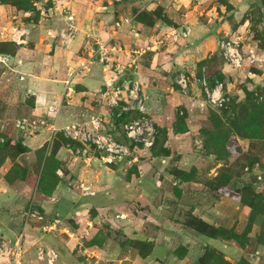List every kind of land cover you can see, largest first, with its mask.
Wrapping results in <instances>:
<instances>
[{
  "label": "crops",
  "instance_id": "crops-1",
  "mask_svg": "<svg viewBox=\"0 0 264 264\" xmlns=\"http://www.w3.org/2000/svg\"><path fill=\"white\" fill-rule=\"evenodd\" d=\"M252 2L223 0L217 5L234 6L236 20ZM199 4V0H38L35 6L40 16L34 22L26 20L30 11L0 3V42L16 45L13 53L0 52L8 56L0 62V102L5 103L0 118L17 112L18 118L36 121L26 137L13 132V140L26 148L14 162L37 175L58 134L49 142L51 127L82 124L90 114L105 112L100 91L123 79L138 81L151 99L159 100V110H153L152 116L159 129L165 131V138L151 155L133 150L128 159L114 163L95 156L85 158L60 145L55 152L60 163L56 170L59 180L50 195L42 194L44 198H38L34 188L28 191L31 188L22 178L5 180L12 163L6 158L0 168V208L15 209L29 194L42 208L45 222L53 225L43 232L42 223L36 221L34 229H23L27 253H23L21 264L41 262L35 257L41 246L57 251L54 264H197L206 246L222 252L230 262L245 257L252 264H264V241L257 240L259 232H264V215L256 218L248 233L251 239L247 250L184 224L191 214L212 225L241 232L239 224L250 212L234 197L216 195L205 184L206 179L216 176L222 163L197 152L201 142L197 120L202 113L191 107L190 99L199 90L197 76L187 94L173 84L177 71L194 73L196 63L218 50L212 33L216 26L207 21L212 18L194 15L193 9ZM155 9L161 10L169 23L160 17H151L148 22L135 17L136 13ZM124 16H131V23L110 39L113 22ZM222 17L224 23L229 21ZM218 21L213 20V24L219 25L222 19ZM261 23L264 34V20ZM19 26L27 28L28 34L16 42L10 38V31ZM184 26L189 27V35L172 41V29ZM108 39L119 49L107 64H102L96 60L94 50L98 42ZM223 91L228 93L224 87ZM180 110L187 126L184 132L174 130ZM116 137L126 141L122 134L116 133ZM43 149L44 157H40L38 153ZM174 168L193 174L181 179L172 172ZM232 180L237 186L251 183L256 192L264 190V171L257 164L245 167ZM10 221L11 227L4 228L13 234L15 219ZM95 236L96 241L89 244ZM130 240L149 242L152 248L141 256ZM29 253L31 259L26 256ZM194 254L198 256L194 258Z\"/></svg>",
  "mask_w": 264,
  "mask_h": 264
},
{
  "label": "built area",
  "instance_id": "built-area-1",
  "mask_svg": "<svg viewBox=\"0 0 264 264\" xmlns=\"http://www.w3.org/2000/svg\"><path fill=\"white\" fill-rule=\"evenodd\" d=\"M37 1L35 2L36 5ZM67 12L66 10H64ZM69 18L71 16H68ZM131 16H124L113 22V29L110 39L118 31L129 25ZM190 33L187 26L173 28L169 33L172 41L185 39ZM28 34L25 27H12L10 38L13 41H23V36ZM115 44L107 41H100L94 50L96 60L107 64L114 51L118 50ZM218 50L223 60L233 69H242L245 66L264 65V49L258 44L245 43L239 35H223L218 40ZM7 55L0 54V62L7 60ZM193 73L177 71L173 76V84L182 94H187L192 89ZM196 80L199 85L198 93L192 94L191 107L203 111L210 107H224L230 100V96L223 91L222 82L215 79L214 84L209 83L205 66L201 68L200 75ZM66 92L70 90L69 80L65 81ZM100 94L105 106V112H96L89 115L88 121L82 124L67 125L61 129L51 127L49 141L55 133H61L68 140L65 144L74 154L83 157L95 156L105 163H113L128 159L133 150L141 155H151L152 147L159 134V127L152 116V111L159 110L158 99H151L136 80L123 79L116 84L110 85L101 90ZM184 115L183 111H178ZM106 116L108 118H106ZM15 126L22 137L32 133L36 127V121L26 117L18 118ZM116 133L122 134L126 141L119 140ZM3 138H0V142ZM129 143L132 144L130 147ZM260 178V177H258ZM41 222L43 232L50 231L52 224L45 222V217L31 199L27 209L23 212L22 228L29 222ZM57 222V220H55ZM23 232H20L13 239L0 236V264H21L23 261ZM58 253L53 248L44 246L36 249V258L46 264H54Z\"/></svg>",
  "mask_w": 264,
  "mask_h": 264
},
{
  "label": "rangeland",
  "instance_id": "rangeland-1",
  "mask_svg": "<svg viewBox=\"0 0 264 264\" xmlns=\"http://www.w3.org/2000/svg\"><path fill=\"white\" fill-rule=\"evenodd\" d=\"M38 1V0H37ZM222 2L223 0H199V5L196 7V9H193L194 15L198 17H210L212 20L207 21L213 25V27L216 26L213 33V40L217 43L220 39L221 35L228 34V35H239L241 36V39L245 43H254L263 45L260 46L264 49L263 44V26L261 23L260 16L257 13V6L254 7L257 3L260 6V0H253L252 4H250L249 8L247 9L246 13L242 15L241 17H238L236 20L233 19L235 15V8L231 4H226L225 7L218 6V2ZM197 2V0H195ZM193 2H189L190 9L193 8ZM35 4V3H34ZM215 7H214V6ZM213 6V7H212ZM210 8H212L210 10ZM210 10V11H209ZM135 12V11H132ZM261 12V11H260ZM32 15V14H31ZM224 17H228L229 21H226V23L223 22ZM232 17V18H231ZM222 19V21L219 23L221 29H219V25L213 24V20H219ZM218 21V22H219ZM245 22V24H244ZM224 23V25H222ZM205 66V69L208 70V73L210 75H215L216 78H220L219 80L222 82V85L224 89L228 92L227 94L230 96L229 102L226 104V106L222 107L225 108V111L217 112L219 115V120L214 118H209V111L207 109L203 111H199L202 113V117L198 118V128H197V136L200 137V147L197 149L198 154L202 157L210 156L215 160V155L208 154L209 150H212V146L205 145V141L207 138V141H209V136L211 135V130H218L220 132H227L229 129L231 132L226 138V146L222 149V157H225L226 164L228 167H231L230 171L232 172L233 176H238L241 173V165L246 163V160L248 161V157H260L261 164L264 166V138H249V137H243L242 132L243 128L242 126L246 123V118H243L244 114L238 110L240 106H243L245 102L247 101L246 93L253 92V101L255 103L260 104L264 101V65L263 67L258 66H245L242 69L233 70L226 62L223 60L222 56L219 54L218 50H216L214 53H212L208 58H206L204 61L196 63L193 67V74L197 76L199 71H201V68ZM191 71V70H190ZM188 74H191L190 72H187ZM190 76V75H189ZM218 76V77H217ZM191 80H193L194 77L190 76ZM260 92V93H258ZM258 94V96H256ZM261 94V95H259ZM257 97V98H256ZM5 104V103H4ZM2 102H0V114H3L2 110L5 109L3 107L4 105ZM219 109V108H218ZM258 112V111H257ZM16 115H11L9 117H1L0 118V138H3V141L0 142L1 144H7L6 148L2 153L6 154V158L10 159L12 161L11 167L9 168L6 175H4L8 180H14L16 179L18 173L16 170L17 163L13 160V147L17 143H21L18 140H13L14 133L17 132L18 135V129L15 126V122L18 119L17 116H19V113H15ZM260 117L264 116V113L259 114ZM264 120V118H263ZM204 128V134H201L200 128ZM238 128V132L235 130ZM260 129V124L258 125V131ZM262 132H264V121L262 122ZM14 132V133H13ZM20 133V132H19ZM59 133L57 134V136ZM160 136V135H159ZM61 137V136H60ZM58 137H55L53 139V146L56 142L62 141V139ZM15 139V138H14ZM52 141V140H51ZM50 142V141H49ZM66 144V143H65ZM194 145V144H193ZM8 146V147H7ZM221 151V149H220ZM5 160L3 162H0V168L4 164ZM21 166L20 164H18ZM258 165V164H257ZM22 167V166H21ZM248 167V166H247ZM258 167L264 171V167L258 165ZM251 168L250 166L248 167ZM244 170V169H243ZM31 172V171H30ZM41 171H37V173L40 175ZM37 174V176H39ZM36 175V174H35ZM5 178V180H7ZM39 177H37L38 180ZM207 180V179H206ZM205 180V183L207 184ZM29 186L32 190L34 188V185H31V182H29ZM27 194V193H26ZM233 195V194H232ZM25 197H23L20 201V205L16 207L15 209H9L2 206L0 208V223L3 224V228L0 229V236L4 237H15L14 234L18 235L20 232H23L22 228V216L23 212L27 209V205L30 202L29 200V194ZM237 197V195H235ZM31 197V196H30ZM10 219H15V222L13 223V227L11 228L13 230V234L7 231V229L4 228V226L11 227L12 223L9 224L11 221ZM247 218L245 221L242 220L241 224H239L240 230L244 229L246 227ZM34 224H28L26 227H30L34 229ZM236 226V224H235ZM25 227V228H26ZM24 228V230H25ZM17 231V232H16ZM6 235V236H5ZM158 250L157 247L155 248V251ZM161 250V249H160ZM33 252V251H32ZM27 252L24 253V255ZM30 254V253H29ZM23 257L25 258V256ZM29 259L32 258V255H26ZM198 255L194 254V258H196ZM36 257V254H35ZM37 259V258H36ZM38 264H45V262H36Z\"/></svg>",
  "mask_w": 264,
  "mask_h": 264
},
{
  "label": "trees",
  "instance_id": "trees-1",
  "mask_svg": "<svg viewBox=\"0 0 264 264\" xmlns=\"http://www.w3.org/2000/svg\"><path fill=\"white\" fill-rule=\"evenodd\" d=\"M36 1L37 0H0V3L9 4L12 7H14L16 10L30 11L32 15H30V17L27 18L26 20L27 21L32 20L35 22L38 20L40 16V11L36 8L34 4ZM256 6H257V13L260 16V18L262 17L261 20L263 21L264 20V0H260V6L258 5V3L254 7ZM135 17L145 22H148L149 20H151V17H160L163 21L169 23V20L166 18V16H163L161 10H158V9H155L152 12L143 11V12L136 13ZM263 40H264V34H263ZM263 44H264V41H263ZM260 46H263V45H260ZM15 48H16V45L12 42H0V52L13 53L15 51ZM206 74H207L209 83L211 85L214 84L215 79L217 80L220 79V78L219 79L216 78L214 74L210 75L208 73V70H206ZM197 75H200V71ZM253 95H254L253 92L246 93L247 101L245 102V104H243V106H240L238 108L241 114L242 113L244 114L243 118H246V123L245 125L242 126L243 128L242 136L249 137V138H258V139L261 138L262 139L264 138V132H262L263 130L262 122L264 121L263 120L264 116L260 117L259 114L264 113V101L260 104L255 103V101H253L252 99ZM256 96H258V94ZM207 111H209V118H212L213 120L214 118H216L219 120L218 118L219 115L217 114V112L225 111V108L220 107L218 109V107L209 106L207 108ZM177 115L178 116L175 121L174 130L177 132H184L187 130V126H185L184 124V116L180 115L179 113H177ZM259 124H260V129L258 131ZM230 130L232 129H229L227 132H220L216 129L211 130L209 141H207V138H206V141L204 144L213 147L212 150L208 151V154L215 155L216 157L214 158L215 161L221 162L222 164L218 168L216 176L213 177L212 179H207L206 180L207 184L206 183L205 184L212 191H215L216 195L228 194L229 196L234 197L242 206H247L250 208L246 227L241 232H238L234 228H225L223 226L212 225L202 220L201 218H198L191 214L187 215L184 224L186 226L193 228L194 230H196L197 232L201 234L207 235L212 238L224 240V241L234 242L242 250H247L246 244L248 243L249 239H251L248 236V233L250 232V229L253 223L255 222L256 218L261 214L264 215V190L256 192L254 188L252 187L251 183H245V182L237 186L232 179L240 176V174L245 170V167L247 166L252 167L255 164H258L262 167L264 166L261 164V160L259 156L257 158L250 156L248 157V161L246 160V163L243 164V166L241 165V168H240V170L242 169L241 173L238 176H233L232 172L230 171L231 167H228L226 162L223 163L226 158L222 157V149L224 146H226L225 141H226L227 136L231 132ZM235 130L238 132L239 129L236 128ZM200 132L201 134H204L203 127L200 128ZM164 134H165V131L159 129V134L155 141L154 146L152 147V150L154 149V147L156 146L158 142L162 143L163 139L165 138ZM58 136L59 137L61 136L60 138L62 139V141L56 142L55 145L52 146L51 151L46 157L42 156L44 154V149L38 153L40 157L41 156L44 157L43 165H42L43 167L41 169L39 176L31 173L28 169L19 166L18 163L16 166V170L18 173L16 178H22L26 180V183L28 185H30L29 182H31V185H34V186L36 185L34 187V190L35 192H37L38 198H44L42 194L50 195V193L52 192V190L54 189L55 185L57 184L59 180L56 174V170L59 167L60 163L55 157V152L60 145L62 144L65 145V143H67L68 140L64 138L61 133H59ZM6 145L7 144L2 143L0 146V162H3L4 160H6V157H7L6 154L2 153L4 149L6 148ZM129 145L130 147H132L131 143H129ZM25 150L26 148L21 143L15 144V146L13 147V159L15 158L17 154ZM168 152H169L168 149H166L165 153H168ZM172 172H174V175L180 177L181 179H187L189 178V176L193 174L192 171L185 173L184 170L175 169V168L172 169ZM37 177H39L38 180H37ZM6 179L8 182H10L8 178ZM235 195H237V197ZM37 208L43 214L42 208L40 206L39 207L37 206ZM34 222L36 221L29 222V225L33 224ZM34 226L36 225L34 224ZM97 238L98 236H95L88 243L89 244L94 243ZM263 239H264V232L260 231L259 234L257 235V240L259 242H262L264 241ZM128 242L133 247L137 248L138 253L141 256L147 255L152 248V245L149 242H144L140 240H130ZM197 264H252V263H250L245 257H241L237 262H230L224 257V254L222 252L218 251L217 249L213 247L206 246L202 255L199 257Z\"/></svg>",
  "mask_w": 264,
  "mask_h": 264
}]
</instances>
